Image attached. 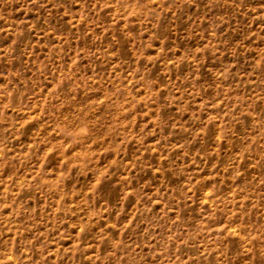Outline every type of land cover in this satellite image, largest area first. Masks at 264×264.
I'll list each match as a JSON object with an SVG mask.
<instances>
[{
  "label": "rangeland",
  "instance_id": "1",
  "mask_svg": "<svg viewBox=\"0 0 264 264\" xmlns=\"http://www.w3.org/2000/svg\"><path fill=\"white\" fill-rule=\"evenodd\" d=\"M0 264H264V0H0Z\"/></svg>",
  "mask_w": 264,
  "mask_h": 264
}]
</instances>
